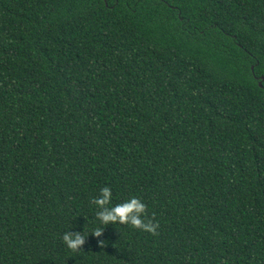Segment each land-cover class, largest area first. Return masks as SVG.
<instances>
[{"label":"trees","instance_id":"trees-1","mask_svg":"<svg viewBox=\"0 0 264 264\" xmlns=\"http://www.w3.org/2000/svg\"><path fill=\"white\" fill-rule=\"evenodd\" d=\"M0 264H264V0H0Z\"/></svg>","mask_w":264,"mask_h":264},{"label":"clouds","instance_id":"clouds-1","mask_svg":"<svg viewBox=\"0 0 264 264\" xmlns=\"http://www.w3.org/2000/svg\"><path fill=\"white\" fill-rule=\"evenodd\" d=\"M112 189L104 186L99 190L98 195L92 198L91 203L98 209L96 212V220L99 225L93 230L95 237H100L108 225H129L134 229L155 234L157 224L151 220L146 221V204L139 198L133 196L130 199L118 203L111 204ZM72 229V228H71ZM87 236L80 231H65L62 236L65 247L71 251H79L84 245Z\"/></svg>","mask_w":264,"mask_h":264}]
</instances>
